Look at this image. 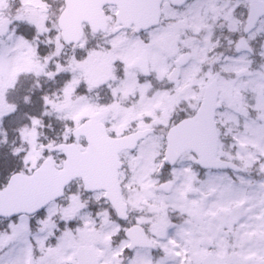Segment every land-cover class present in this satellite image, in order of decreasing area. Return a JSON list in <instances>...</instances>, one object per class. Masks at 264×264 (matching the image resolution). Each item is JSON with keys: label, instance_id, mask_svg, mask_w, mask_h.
Segmentation results:
<instances>
[{"label": "snow or ice", "instance_id": "1", "mask_svg": "<svg viewBox=\"0 0 264 264\" xmlns=\"http://www.w3.org/2000/svg\"><path fill=\"white\" fill-rule=\"evenodd\" d=\"M0 264H264V0H0Z\"/></svg>", "mask_w": 264, "mask_h": 264}]
</instances>
